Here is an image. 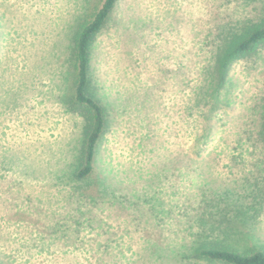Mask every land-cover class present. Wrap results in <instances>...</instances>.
<instances>
[{"label":"rangeland","instance_id":"rangeland-1","mask_svg":"<svg viewBox=\"0 0 264 264\" xmlns=\"http://www.w3.org/2000/svg\"><path fill=\"white\" fill-rule=\"evenodd\" d=\"M89 2L0 0V264H184L170 252L207 200L247 213L239 251L264 246V47L207 94L224 33L264 0H119L92 46L109 124L78 179L84 120L65 77Z\"/></svg>","mask_w":264,"mask_h":264},{"label":"trees","instance_id":"trees-1","mask_svg":"<svg viewBox=\"0 0 264 264\" xmlns=\"http://www.w3.org/2000/svg\"><path fill=\"white\" fill-rule=\"evenodd\" d=\"M119 0H102L98 3H88L84 14L79 18L74 29L72 45L67 62L65 104L69 109L83 116V143L81 159L75 171V177L84 179L94 169L99 141L105 134L109 124V110L102 94L96 87V78L92 66V46L98 34L106 26ZM255 21H250L238 28L224 33L218 49L213 56V66L210 71L209 87L214 102H218L217 85L223 83L228 75L231 64L237 60L255 55L264 47V10ZM218 82V83H217ZM261 133L264 141V104L262 105ZM222 197L221 201H226ZM231 206H217L206 201L202 213L197 218L201 221V230L194 233V238L180 249L171 250L170 254L186 263L219 262L222 264H264V246L250 247L239 251L230 241V233L238 223L250 226L242 208L231 209ZM224 207V208H223ZM243 208H247L243 205ZM246 210V209H245ZM240 211L243 215H234ZM256 211V209L254 210ZM240 221V222H239ZM203 222L206 223L202 230ZM233 236V235H232ZM231 236V237H232ZM233 240V239H232ZM234 241V240H233ZM159 257L163 256L165 248H157ZM169 254V253H168Z\"/></svg>","mask_w":264,"mask_h":264}]
</instances>
